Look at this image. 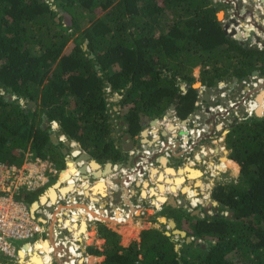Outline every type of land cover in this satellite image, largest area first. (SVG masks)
<instances>
[{
  "label": "trees",
  "instance_id": "obj_1",
  "mask_svg": "<svg viewBox=\"0 0 264 264\" xmlns=\"http://www.w3.org/2000/svg\"><path fill=\"white\" fill-rule=\"evenodd\" d=\"M219 5L215 0H0V161L20 165L28 152L58 161L62 151L52 143L51 125L42 128L46 117L72 141L74 153L76 142L97 162L116 164L123 161V152L110 137L111 114L116 110L107 100V88L120 95L124 131L134 137L170 107L182 120L195 111L196 66L206 87L229 77L242 81L254 71L264 77V48L225 33ZM69 42L72 47L64 52ZM182 84L190 87L184 90ZM7 93L14 97L11 101L4 97ZM30 101L34 108H26ZM224 141L230 166L236 172L238 164L239 174L236 180L219 182L211 197L219 210L232 211L231 217L222 213L200 217L170 208L168 218L192 241L180 242L165 229L149 228L125 246L117 231L98 222L102 250L94 245L86 249L89 255L103 256L96 264H264V116L236 120ZM88 163L85 171L98 168L94 161ZM69 165L67 161L64 169ZM227 165L222 156L214 167ZM77 172L78 167L73 174ZM189 172L185 165L177 176L176 170L165 167L155 189L144 180L142 184L156 201H173L163 192L181 189L195 205L197 191L184 185V179L195 186L202 181ZM83 181V193L103 207L101 198L110 178L92 184ZM70 183L73 186L66 191L74 187ZM127 189L131 193L132 188L127 186L126 193ZM42 192L18 199L31 204ZM65 220L73 223L71 218ZM93 235L94 230L87 242ZM95 260L88 256L87 264Z\"/></svg>",
  "mask_w": 264,
  "mask_h": 264
},
{
  "label": "built area",
  "instance_id": "obj_2",
  "mask_svg": "<svg viewBox=\"0 0 264 264\" xmlns=\"http://www.w3.org/2000/svg\"><path fill=\"white\" fill-rule=\"evenodd\" d=\"M262 79V77H258L254 80V78L251 77L249 81L242 80L243 85L247 86L246 90H241L242 103L246 106L244 109L246 112L245 117L256 113L257 100L254 98V93L257 89H254L259 83L261 87L263 84ZM222 95H224V93ZM239 100L240 99L238 97L237 100L229 99L227 108H223V106L219 104L213 107V110L211 111L228 113L229 109H237ZM174 120V124H178L177 122L179 120ZM192 122L196 123V125H200L197 116L195 119H192ZM197 130H199L198 133L200 132V135L203 137L207 132H209V127H201L196 129L190 128L186 134L187 139L184 140V137H182V142L180 143L179 140H175V136L173 134L176 129L173 128L172 130H168L164 140L160 138V135L157 131L158 138L153 144L148 145V143L145 142L141 143L138 148L129 150L128 155L131 156L132 154V164L129 167L124 165L125 169H117V164L113 165L114 173L112 174V179L114 177L122 178V180L125 181L129 187H134L138 181L141 182L142 180H146L149 182V179H151L150 171L151 168L155 167V159L157 156L159 157L161 155L170 157L174 153L172 152V148L175 144H177L178 148L180 147L181 149L185 150L187 154H189L194 149L193 147L194 144H196V139L200 136L199 134L197 135V133L196 135L194 134ZM150 134L153 136L155 135V133L151 132ZM80 152L81 151L78 150L77 153H74L73 147H71L69 154L66 155V160H73L77 158ZM202 153L203 150L200 149L199 154H201V156ZM184 158L188 163L192 157L186 155ZM202 159L203 156L200 157L199 160L194 159L193 166H196L195 161L205 163V161ZM60 172L61 169H59L55 163L52 162V160L49 158H40L38 156L35 157L30 152L26 153L24 160L20 165L8 164L0 161V253L4 254L10 261L15 262L18 260V251L21 248V244L30 243V239H32L31 244H34L36 241H41L42 239L45 240L48 236L50 223L53 221L51 233L54 243L57 245L62 244L64 246L72 247L73 244L76 245L75 251L77 255L74 257V260L71 261L70 258H64L63 255L61 257L62 263L84 264L86 256L83 243L81 242L84 232H81L79 236H75V231L69 230L63 219L70 218L76 212L79 214V219L85 216L87 223L113 221L114 224H122L117 222L116 219H119V217L124 219L128 216L129 204L115 206L112 202L113 198H108L107 204L101 207L98 205L97 201H89V198L82 192L83 180L80 179L79 173L74 175L75 187L73 190H71L65 196L58 194L55 203H50V205H48L49 202H47L45 205L40 206L33 215L30 205L25 201L18 199V197L22 194H26L28 192H37L47 187V185L50 184L53 179L60 178ZM78 179H80L82 182L79 183ZM112 185H114L113 181H111L110 186ZM128 192H130V189H127V193ZM128 199L130 203L134 202L129 197ZM70 203L84 204L86 206V210L88 209L87 212H91L87 213L85 208H79L78 210H75V212L72 209L65 211V208ZM134 204L139 206L141 203L134 202ZM59 208L64 211L54 214V212ZM116 212L119 213V216H117ZM39 218L45 219L46 223H42ZM18 240L23 242L17 247L13 241ZM28 254L29 253L27 251L25 253V258H29Z\"/></svg>",
  "mask_w": 264,
  "mask_h": 264
},
{
  "label": "rangeland",
  "instance_id": "obj_3",
  "mask_svg": "<svg viewBox=\"0 0 264 264\" xmlns=\"http://www.w3.org/2000/svg\"><path fill=\"white\" fill-rule=\"evenodd\" d=\"M243 1H245V0H243ZM219 3H220V7H222V10H220V11H223V16L221 17V22L223 23V25H224V23L227 21V19H229L230 17H232V15H233V12L235 11V9H234V5H233V3L232 2H234L233 0H221V1H218ZM251 3H254V0H251L250 1V3H248V4H250V5H253V4H251ZM255 6H258V3L257 2H255ZM219 11V12H220ZM259 17H262L263 19H264V12H262V13H260V14H258L257 16H256V19L257 20H259L260 21V19H259ZM263 19H262V21L260 22V23H262L263 22ZM259 23V22H258ZM246 31H248V30H246ZM240 33H243V32H240ZM245 40H247V39H243V41H245ZM248 41L249 42H251V46H255V47H257L258 49H261V47L263 48V46L262 45H260L259 43H252V41H253V39H252V36L251 37H249L248 38ZM72 42H69L68 44H67V46L65 47V49H64V52H69L70 51V49H71V47H72ZM111 70H113V71H115V70H117V67H113V68H111ZM192 75L194 76V78H195V81H194V83H197V82H200L201 83V81H200V67L199 66H196V67H194L193 68V70H192ZM233 78H235V77H232V78H227V79H222V80H220L218 83H217V85L216 86H212V88H215V87H222V89L223 90H225L224 92H222L221 90V92L219 93V94H223L224 93V97L225 96H227L230 100H237V96H238V98L240 99L239 100V102H238V107H237V109H229V111H228V113H225V112H222V113H219V114H221V115H214L213 116V118L211 117L212 116V114H215V113H217V112H213V111H210V113H208L207 115H205V119L203 118V117H201V115H198V114H196V116H197V119H198V121L200 122V125H196V123H193L192 122V119H195V117H193V118H191V119H187V121L186 122H184V124H183V126L182 127H185V129H186V134H187V132L190 130V128H194V129H196V128H201V127H203V128H206V127H209V132H207L206 133V135L205 136H203V137H201V136H199L197 139H196V144H194V149L189 153V154H187L189 157H192L191 158V160L188 162V163H186L187 165H186V167H187V169L190 171L189 172V174H194V176H196V177H200L201 176V180H202V183H204L205 184V188H203V189H201L200 188V186H195V184H192L191 186L197 191V196H195L196 198H198V197H200L201 198V200H198L197 202H196V204L195 205H193V204H189V202L188 203H184V204H181L178 208H182V209H184V210H186V211H189L191 214H194V215H199L200 217H204V216H206V215H213V214H217V213H222V214H227L228 215V213H229V211H222V210H219V203L217 202V201H215V200H213L212 199V197H211V195H212V191H213V189H214V187L219 183V182H221V183H224V182H230L232 179L233 180H236V178H237V176H238V174H239V165H237L238 166V172L236 171V172H234L233 171V169L231 168V166H230V161H229V163H228V165H227V167H222V168H215L214 167V165H220V157H222V156H225L226 158H228L229 157V153H230V151L226 148V146H225V141H224V139H225V135L227 134H225V132L226 131H228L229 130V128H230V126L236 121V120H241V119H243V118H245V115H246V112L244 111V109H245V105L242 103V94H241V92L236 96L235 95V93H233L232 92V90L229 92L227 89H229V87H228V85L233 81ZM250 76L249 77H247V78H245V80H247V81H249L250 80ZM239 80V79H238ZM193 83V84H194ZM223 83V84H222ZM202 84V83H201ZM181 86H183V84L181 85ZM206 88V86H201V87H197L196 89H198V93H199V95H198V97L200 98H198V105H197V107H196V109L197 110H203L204 108H205V106H206V104H205V101L204 100H202L201 99V97H203L204 96V92H205V89ZM262 88V87H261ZM246 90V89H245ZM262 90V89H261ZM259 92V91H258ZM256 92V93H254V97H255V94H256V96H257V94H259L260 96H263L264 95V92ZM245 93H247V92H245ZM106 94H107V100H108V102L109 103H111L112 104V106L114 107V109H116V113H115V115H117V116H115L114 114H111V116H112V122H113V126H112V129H111V135H110V137L112 138V140H113V142L119 147V148H122L121 147V145L119 144V143H121V140H122V137H123V135H127L128 137L127 138H125L126 140H130V142L129 143H135V144H137L138 143V140L140 139V133H139V135H135L134 137H131L128 133H126L124 130H125V125L123 124V114H124V108H122V106H120L119 105V103H118V101L120 100V95L119 94H117V92H111L110 91V88L108 89L107 88V91H106ZM217 94L218 93H213V95L212 96H210L209 95V101H211V99H213V98H216L217 97ZM244 96H245V94H244ZM260 96H257V104H259V105H262V107H259L260 108V110L258 111V114H260L259 116H264V97L262 98V97H260ZM219 103H220V101H218ZM259 102V103H258ZM21 103H22V105H23V101H21ZM221 105V104H220ZM221 106H223V108L225 107V108H227V106H228V102H226L225 103V105H221ZM170 109V108H169ZM168 109V110H169ZM195 109V110H196ZM167 110V111H168ZM210 110H213V107H210ZM257 111V110H256ZM167 113V112H166ZM166 113H165V115H163V117L162 118H160V119H158L159 120V122H158V124L160 123V121H163L164 123L166 122V121H168V120H173V119H178L179 120V122L181 123V121H182V119H179L178 117H176L175 116V112H174V110L172 109L171 110V112H170V115H166ZM191 114H194V112L193 113H191ZM253 114H255V113H253ZM200 120H202V122L200 121ZM151 122V121H150ZM150 122L148 123V124H146L145 126H144V128L143 129H147L148 130V128H149V130L152 128V126H151V124H150ZM165 124H167V127H168V125H169V122L168 123H165ZM164 127V126H163ZM173 127V126H172ZM216 127H218V129H215ZM213 128V129H212ZM51 130V133H53V134H55L57 137H58V139H60V136H62L60 133H59V128H58V125L56 124V123H54V125H53V128L51 127L50 128ZM142 129V130H143ZM170 129V128H169ZM141 130V131H142ZM171 130V129H170ZM211 130H213V132L211 131ZM166 131V130H165ZM198 131L199 130H197V131H195L196 133H197V135L199 134L200 135V133H198ZM168 132V131H167ZM146 136H148V132H146V134H145ZM196 135V134H195ZM63 137V140L64 141H66V140H69V139H67L66 137H64V136H62ZM162 137H165V136H163L162 135ZM178 138H179V136H177ZM183 136H181V138H182ZM116 140H115V139ZM202 138V139H201ZM201 139V140H200ZM148 140H151V138H149V136H148ZM71 141V140H70ZM72 142V141H71ZM124 143V142H123ZM129 143H125V145L123 146L124 148H126L127 146H128V144ZM72 144V143H71ZM70 144V145H71ZM76 145H78L77 143H76ZM59 147H60V149H61V151H62V149L63 148H65L64 147V145L62 144V143H60L59 144ZM59 147H58V149H59ZM200 149H202L203 150V153H202V156H203V159L202 160H204L205 161V163L204 162H202V163H200V165H202V167H200L199 166V169H201V171L203 172V174H201L199 171H198V169H196V168H193L192 167V169L190 170V167H189V165L188 164H193V160L194 159H200V157H202L201 156V154H199L200 153ZM67 153L69 152V147H67ZM81 150V149H80ZM123 150V149H122ZM81 152H83L82 150H81ZM126 155H125V157H124V155L122 154V162H118V163H120L122 166H124V165H126V160L128 159V154L127 153H125ZM48 157L47 158H44V157H40V158H44V159H48L49 157H50V155H47ZM36 157V156H35ZM39 157V156H38ZM54 157H56L55 155H54ZM51 158V157H50ZM171 158V157H170ZM52 159V158H51ZM58 159V158H57ZM93 159V158H92ZM125 159V160H124ZM181 159V158H180ZM229 159V158H228ZM53 161L52 162H54L55 163V165L58 167V168H61V167H64V154L61 152V154L59 155V159H58V161L56 160V159H52ZM95 160V159H94ZM182 160V159H181ZM173 161V160H172ZM75 162L74 161H69V166H68V168H67V170H66V172H64L61 176H60V178L59 179H61L62 181H64V183L66 184V180H67V178L70 176V175H72L73 173H75L76 171H77V168H76V166H75V164H74ZM96 163V162H95ZM99 163V162H98ZM98 163H96L97 165H98ZM117 163V164H118ZM162 163H165V161H162ZM101 166H103L104 164H102V163H99ZM182 167V166H181ZM100 169V167H99V165H98V168H95V170L94 171H96V170H99ZM125 169V168H124ZM62 171V170H61ZM153 172H155V170L153 169L152 170ZM91 172V171H90ZM97 172V171H96ZM95 172V173H96ZM61 173V172H60ZM76 174H78V173H76ZM96 174H98V173H96ZM188 174V175H189ZM110 176H112V175H110ZM111 179V178H110ZM81 180H86V181H88L89 183H90V181L91 180H87V179H81ZM82 181H80L79 180V183H81ZM95 181H93L92 183H94ZM54 183V182H53ZM141 183H142V181H141ZM75 185V184H74ZM110 185V184H109ZM140 185V184H139ZM206 185H208V186H206ZM64 187H67L66 185H63ZM62 186V187H63ZM157 186V185H156ZM61 187V188H62ZM63 187V188H64ZM156 188V187H155ZM110 189V188H109ZM66 190H64V191H62V193H64ZM71 191V190H70ZM33 193V194H32ZM49 193H51V191L49 192ZM26 194H31L30 196H29V198L30 199H32V198H34V197H36V194L34 193V192H28V193H26ZM52 194V193H51ZM185 194V193H184ZM203 197H205V198H203ZM93 198V197H92ZM105 198L106 197H103L102 198V201L103 200H105ZM94 199V201H99L98 199H95V198H93ZM200 201V202H199ZM107 204V200H105V203L103 204V206L104 205H106ZM63 205V204H62ZM133 205L135 206V204H134V202H133ZM133 205H132V203H129V217H127V218H129L130 220H129V222H128V227L127 228H125V229H123L124 230V232H122L124 235H123V238L121 237V244L122 245H124L125 246V244L129 241V240H132V239H138L139 238V235L136 237V238H130L132 235H134L135 234V232H137L138 230H139V228H137L136 226L135 227H133V226H130L131 225V222H132V219H133V213H135V214H138L139 213V209H135L134 207H133ZM144 205V203L142 204V206ZM77 207H78V209L79 208H81V209H83V208H86V206L84 205V204H78L77 205ZM68 208V207H67ZM67 208H65L66 210H67ZM136 208H137V206H136ZM139 208H140V204H139ZM163 208H164V206L161 208V211L159 212L160 213V217H165V218H167V219H169L168 218V213L170 212V209H169V211H166L165 212V210H163ZM61 210V209H60ZM59 210V211H60ZM91 211H89V213H90ZM57 213V211H55L54 212V214H56ZM117 213V212H116ZM148 213H151V210H149L148 211ZM130 214H132V215H130ZM165 214L167 215V216H165ZM54 216V215H53ZM117 216H119V213H117ZM136 216V215H135ZM159 217V218H160ZM71 218V217H70ZM126 218V217H125ZM125 218L124 219H122V218H120L119 217V219L117 218L116 220H117V222H119V223H123L124 221H125ZM170 218H172V217H170ZM72 219V222L73 223H70L69 221H67V220H65V224L66 225H69V230H72V231H75L74 232V235L75 236H79L80 235V233L81 232H84V235H90L91 236V234H92V230H88L87 229V225H86V222H85V220L84 219H79L78 217H73V218H71ZM79 221V222H78ZM106 221H108V220H106ZM175 221V220H174ZM100 222H104L107 226H108V224L105 222V221H100ZM111 224H114V222L113 221H109ZM52 223H53V221H52ZM97 223L98 222H96L95 224L97 225ZM176 223V222H175ZM138 224V223H137ZM74 225H76L77 226V229H73L72 228V226H74ZM143 225V224H142ZM142 225H140V227L142 226ZM149 225V224H148ZM51 227H52V225H51ZM80 227V228H79ZM81 227H84L83 229L81 228ZM176 228H178L177 227V225L175 226ZM147 228V227H146ZM154 228H156V229H165L166 231H170L171 229H170V227L168 226V224L167 223H165V222H161L159 225H158V227L156 226V227H154ZM113 229V228H112ZM178 229H180V228H178ZM145 230V229H144ZM116 231V230H115ZM165 231V232H166ZM140 234V233H139ZM69 235V234H68ZM82 236V240H81V242L83 243V247H84V249H85V251H86V245H94V246H96L98 249H100V250H102V247H99V245L98 244H100V241H97V238H93L92 237V239L89 241V242H87V238H85V236ZM120 236H121V234H120ZM96 237V236H95ZM173 237L175 238V239H177V240H179L180 242H182L183 241V237H181V236H177V235H173ZM191 237V236H190ZM69 238H71V237H69ZM130 238V239H129ZM191 238H193V237H191ZM49 238H48V236H47V238L44 240V239H42V241L44 242V244H45V246L47 245L48 246V243H49ZM72 240V239H71ZM31 241H32V239H30L29 240V242L30 243H26L25 245H23L22 246V242L23 241H20V240H18V241H13V243L14 244H16V246L18 247L20 244H21V249L19 250V253H18V255L19 256H22L23 254H24V252H27V251H29L30 250V248H35V249H37V250H40L41 251V249L43 248L41 245H39V241H36L34 244H31ZM50 242H51V239H50ZM75 242V241H74ZM87 242V243H86ZM130 242V241H129ZM128 242V243H129ZM202 241H199L198 242V244L199 243H201ZM52 244V243H51ZM51 244H49V246H51L52 248H53V250L55 251V249H54V246L53 245H51ZM56 245V244H55ZM50 247V248H51ZM65 248H71L72 249V247L71 246H64ZM76 247V246H75ZM74 246H73V249L75 248ZM62 252H61V251ZM54 251H52L51 250V252H53L54 253ZM87 252V251H86ZM65 253V249H59L58 251H55V255H57L58 257H59V259H60V262H61V256L62 255H67V254H69V253H67V254H64ZM42 255V253L40 254V256ZM70 255V257L72 258V255L71 254H69ZM76 251H75V249H74V257H76ZM85 256H87V255H85ZM89 256V255H88ZM87 256V257H88ZM92 256V255H91ZM87 257H86V259H85V261H84V264H87ZM95 257V261H94V263L93 264H96L98 261H100V260H102L103 259V256H99V257H97L96 255L94 256ZM229 257H232V256H229ZM0 264H15L16 262H18V260L17 261H15V262H13V261H10L4 254H1L0 253ZM70 258V259H71ZM232 259L233 260H236V258L235 257H232ZM53 260V262H52V264H63L62 262L61 263H59V262H57L55 259H52Z\"/></svg>",
  "mask_w": 264,
  "mask_h": 264
},
{
  "label": "crops",
  "instance_id": "obj_4",
  "mask_svg": "<svg viewBox=\"0 0 264 264\" xmlns=\"http://www.w3.org/2000/svg\"><path fill=\"white\" fill-rule=\"evenodd\" d=\"M247 5H250V4H247ZM259 5V4H258ZM251 6V5H250ZM261 6V4L259 5V6H255V8L256 9H258L257 7H260ZM252 8V7H251ZM246 11H249V9L247 8L246 9V7H244L242 10H241V13H244V12H246ZM262 12H264V11H262ZM259 19H260V21L258 20V24H260V22L262 21V17H259ZM255 34H259V32H255ZM251 37V36H250ZM262 37H264V35L262 36ZM252 39H253V41H252V43H255V39H254V37H252ZM239 81H241V80H239ZM243 82V81H242ZM234 81H232L229 85H228V87H229V89H227L229 92L232 90V92L233 93H235V95L237 96L239 93H240V91H239V89H240V86H239V84H237V83H234ZM262 87V88H261ZM261 87H260V83L257 85V87L254 89V90H256L255 91V93L256 92H262V91H264V84L263 85H261ZM245 88H243V90H244ZM262 89V90H261ZM258 92V93H259ZM259 94H257V96H258ZM257 96H256V94H255V99H257ZM113 110H116V109H114V107H113ZM205 119V118H204ZM206 120V119H205ZM168 122H170V120H168V121H166L165 123H168ZM171 122L173 123V128H174V126L176 125V124H174V122H175V120L173 119V120H171ZM163 121H160V123L158 124V126H157V128L159 129L158 130V134L160 135V138L161 139H165L164 137H162V132L164 133V131L165 130H167V129H169V128H167V124H165ZM178 124H179V127L180 128H177L176 129V131L175 132H173V134H174V136H175V140L176 141H178L179 140V143L180 142H182V139H181V136H183V134H186V129H185V127H181V123L178 121L177 122ZM164 126V127H163ZM170 126V125H169ZM172 129V128H171ZM213 129V128H212ZM215 129H218V127H216ZM150 131H152V132H155L153 129H151V130H149V128H148V130H147V132H150ZM212 132H213V130H211ZM210 133V132H209ZM206 135V134H205ZM204 135V136H205ZM177 136H179V138L177 137ZM154 136L152 135V134H150L149 133V138H153ZM184 137V136H183ZM126 137H125V135H123V137H122V140H121V143H119L120 145H121V147L122 148H120L121 150H122V152H123V155H126L125 153H129V151L127 152V151H125V148L123 147L124 145H125V143H129L130 142V140H126L125 139ZM155 138H158L157 136H155ZM153 139V140H156V139ZM115 139V138H114ZM116 140V139H115ZM151 141L152 140H148V136H146V135H143V136H141L140 135V139L138 140V143L137 144H133V147H132V149L134 148V149H136V148H138L139 146H140V144L141 143H145V142H148V144L149 143H151ZM124 142V143H123ZM132 143V142H131ZM178 143V142H177ZM76 144V143H75ZM130 144V143H129ZM59 145V144H58ZM166 145V144H165ZM77 146V145H76ZM116 147H118L117 145H116ZM66 148V147H65ZM65 148H63L62 149V153H63V151L65 152ZM172 152H174L170 157H166V156H157V158L155 159V167H153V168H151V171H150V177H151V179H149V182L148 181H146V180H144V182H148L149 183V186L148 187H150V186H152V188H154L155 189V187H156V185L158 184V183H160V182H162V181H158V175H159V173H162L164 170H165V167H171V168H173L174 170H176V172H177V176H179V174H178V171L180 170V168H181V166H185V165H187L186 163V160H185V158L184 157H186V151L185 150H183V149H181L180 147L178 148L177 147V144H175L174 145V147L172 148ZM64 154V153H63ZM181 154H182V156H181ZM161 158H164L165 159V163H162V161H161ZM182 160H181V159ZM64 159H65V164H67V158L66 157H64ZM173 160V161H172ZM229 161H230V159H228ZM127 161V160H126ZM231 162V161H230ZM127 163V162H126ZM195 163H196V166H193V164H192V167L193 168H196V169H199V166L200 167H202V165H200V162H198V161H195ZM65 164H64V166H65ZM188 165H190V164H188ZM238 165V164H237ZM127 167V166H126ZM64 168V167H63ZM123 168H125V166L123 167ZM238 168V167H237ZM62 169V168H61ZM155 170V172H153L152 170ZM200 171H201V169H199ZM63 172H66V170L65 169H63ZM202 172V171H201ZM237 172H238V169H237ZM202 174H203V172H202ZM182 175H184V174H182ZM182 175H180V176H182ZM108 178H111L112 179V176H109ZM185 178V177H184ZM114 179H116L115 177L111 180V181H113ZM111 181H110V184H111ZM143 181V180H142ZM202 181V180H201ZM114 182V181H113ZM61 183H62V181H61ZM192 181H190V180H186V178L184 179V185H190V187H191V189L193 190L194 188H192ZM202 183V182H201ZM63 184V183H62ZM140 184V185H139ZM194 184V183H193ZM205 186V184L204 183H202L201 184V186H200V188L201 189H203V188H205L204 187ZM206 186H208V185H206ZM147 187V188H148ZM203 187V188H202ZM111 190H110V189ZM147 188H146V186H144V184H142L140 181H138V183L136 184V185H134V188H132V191H131V195L129 196V198L132 200V201H134V202H137V203H141L140 204V208H139V206H137V208L139 209V214L137 215V214H135V213H133V219H132V222H131V225L130 226H133V227H137V228H139V230L137 231V232H135V234L134 235H132L130 238H136L138 235H139V233L142 231V230H144V229H149V228H154V227H158V225L161 223L160 222V220H159V217H160V211H161V208L164 206V208H163V210H165V212L166 211H169V209L170 208H178L181 204H184L185 202L186 203H188L189 202V204H191V202H192V200H190V198L188 197V195L187 194H184V193H182V190L181 189H178V191H177V193H171V192H167V191H164L163 192V194L165 195V196H167V197H172L174 200H176L177 201V206H172L171 204H169V203H167V200L169 199H167L166 201H164V202H161V201H156L155 200V197H154V195H150L149 194V192H147ZM108 197L107 198H105V200H108V198L109 199H111V198H113V204L115 205V206H121V205H124V204H129L130 202L129 201H125V198H127L126 197V195H127V193H126V195L124 196H122V197H120V198H117L116 196L118 195V194H116L117 192L116 191H118V190H120V188L119 187H117V186H114V185H112V186H108ZM143 189H144V191H145V193H146V195H142L143 194ZM149 189V188H148ZM159 192V191H158ZM142 193V194H141ZM148 193V194H147ZM99 196V195H98ZM111 196V197H110ZM90 197V196H89ZM100 198V197H99ZM203 198H205V197H203ZM90 199H92V197H90L88 200L90 201ZM128 199V198H127ZM105 200H103V202L105 203ZM129 200V199H128ZM197 200H201V198L200 197H198L197 198ZM200 202V201H199ZM103 203V204H104ZM132 203V202H131ZM144 203V205L142 206V204ZM99 205V204H98ZM132 205H133V203H132ZM133 207L134 208H136V205L134 206L133 205ZM72 209V208H71ZM77 210V209H76ZM88 210V209H87ZM87 210H86V208H85V211L87 212ZM149 210H151V213H148V211ZM57 212H59V210L57 209L56 210ZM87 213H89V211L87 212ZM129 214V213H128ZM131 215V214H130ZM165 216H167L166 214H165ZM74 217H77L76 215H74ZM127 217H129V215L127 216ZM125 218V221L122 223V224H111L110 222H106L107 224H108V226L109 227H111V228H113L114 230H116L119 234H121V237L123 238V233L122 232H124V230L123 229H125V228H127L128 227V222H129V218ZM81 219H84L85 220V216H83ZM85 222H86V225H87V229L88 230H91L90 228L91 227H93V226H96L95 228V230H96V232L94 231V235H93V238H97V241H100V244H98L99 245V247H102V245H103V243H104V240L103 239H101V238H99L98 237V235H97V225L94 223V222H91V223H87V221L85 220ZM138 223V224H137ZM143 224V225H142ZM149 224V225H148ZM140 225H142L141 227H140ZM147 227V228H146ZM96 236V237H95ZM85 238H89V235L87 234V235H85ZM129 238V239H130ZM49 243L51 244V242H50V238H49ZM130 241V240H129ZM128 241V242H129ZM40 243H39V245H41L43 248L41 249V253H42V255L40 256V250H37V249H33V248H30V250L28 251V256L30 257H37V260L39 261V262H34V263H31V264H52V262H53V260L52 259H55L56 261H57V259H56V256L54 255L55 254V251L53 250V248L51 247V246H49V243H48V246L46 245L45 246V244H44V242H42V241H39ZM128 242L125 244V245H127L128 244ZM87 243V242H86ZM52 245V244H51ZM88 246H90V245H86V248L88 247ZM51 247V248H50ZM51 250L52 251H54V253L53 252H51ZM61 251V250H60ZM62 252V251H61ZM85 255H89L86 251H85ZM86 256V257H87ZM89 256H91V255H89ZM93 257L95 256V255H92ZM97 257H99V256H97ZM29 258H25V260H24V262H23V264H30L29 262H27V260H28ZM15 264H18V263H15Z\"/></svg>",
  "mask_w": 264,
  "mask_h": 264
},
{
  "label": "water",
  "instance_id": "obj_5",
  "mask_svg": "<svg viewBox=\"0 0 264 264\" xmlns=\"http://www.w3.org/2000/svg\"><path fill=\"white\" fill-rule=\"evenodd\" d=\"M215 1H221V0H215ZM233 1L234 2H232V3L234 5L235 11L233 12L232 17H230L229 19H227V21L224 23V25H223L224 32L227 33L228 35L232 36L234 39L241 40V41H243V39H247L250 36H252L255 39V43H259L264 48V37H262L264 35V22L258 24V20L256 19V16L258 14L262 13V11L264 10V0H254V3H251L253 5H251V6L250 5H247L248 3H250L251 0H245V1H243V0H233ZM255 2H257L259 5L261 4L262 7L260 6V7H257L258 9H256L255 8ZM244 7H246V9L248 8L249 11H246L244 13H241V10ZM220 12H223V11H220ZM247 25L250 26L249 29H248V31H246V26ZM238 29H240V31H238ZM240 32H243V33H240ZM255 32H259V34L257 35V34H255ZM251 76L254 78V80L256 78L260 77V75H259V73L257 71H254L251 74ZM262 78H263L262 79V83L264 84V77H262ZM233 81H234V83L239 84V86H240L239 91L240 92H241V90H243V88L247 89V86L243 85V82L242 81H239L238 78H236V77L233 78ZM201 86H202V84L200 82H197V83L192 84V87L193 88H197V87H201ZM189 87H190L189 84H185V85L182 86V88L184 90L186 88H189ZM205 89L206 90L204 92V96L201 97V99L205 101V104H206L205 108L203 110H197L196 109L194 111V114L188 115V118H187L188 120L191 119V118H193V117H196V114L201 115V117L205 118V115H207L211 111L210 110V107H215V106H217L219 104L225 105V103L228 102L229 98L227 96L224 97L223 95L221 96L219 94L221 91L224 92V90L221 87H215V88L206 87ZM213 93H218L217 94V97L216 98H213V99H211V101H209V95L212 96ZM4 97L7 100H9V101H11L14 98L10 93L5 94ZM218 101H220V103ZM197 102H196V105H198ZM17 103H20V102L17 101ZM31 106H33V108L35 107L33 101H30V102H28L26 104V108H29ZM172 109L173 108L170 107V109L167 111L166 115H170V112H171ZM214 115H221V114H219L217 112L215 114H212L211 117L213 118ZM256 115L259 116L260 114H258V112L256 111ZM187 119H183L182 121L183 122H186ZM157 120L158 119H156V118L153 119L150 122V124L151 125L152 124H155ZM48 125H51V123H50V121L46 117H44V120H43V123H42V128H46ZM144 131H145V129H143L140 132V135L141 136H142V134H143ZM228 132H229V130L226 131L225 134L228 133ZM166 134H167V131H164V133L162 132V135L163 136H166ZM125 137L127 138L128 136L125 135ZM50 138L52 140V143H54V144H57L58 143V137L55 134L51 133L50 134ZM154 141L155 140L152 139L151 143H149L148 145L153 144ZM146 143H148V142H146ZM68 144H69V140L66 141V142H63V145L65 147H68ZM130 145H131V147L129 149L128 148L125 149V151L128 152L129 150L132 149L133 143H130ZM77 148L79 149L80 147L77 146ZM63 153L67 154V148H65V152L63 151ZM77 158H81L83 162H91V161H94V162L98 163L96 160L92 159V157L88 153H86V152H81V154ZM75 160H76V158H75ZM131 161L132 160H131L130 156L128 155V159L126 161L127 162L126 163V166L127 165L130 166L132 164ZM75 163H77V162H75ZM98 165H99L100 169L99 170H96L97 172L93 170L91 173H88V176L85 179L95 181V180H97V179H99L101 177L106 178L107 176H110V175H112L114 173V169H113V165L114 164H112L111 162L105 163L103 166H101L99 163H98ZM66 166H67V164H66ZM121 166L122 165L120 163H118V168H120ZM95 172L98 173V174H96ZM113 181H114L113 182L114 186H117V187L120 188V190L116 191L117 192L116 194H118L116 197L119 198V195L120 194L121 195H124V186L122 185V181L123 180H122V178H119L118 177V178L114 179ZM58 182H59V179L54 184L51 185L52 187L50 186V188H53L54 191L57 190L55 200L57 199L58 194L65 196L67 193L70 192V191H68L66 194H63L60 191V187L62 186V183L61 182L58 183ZM56 184H58V186H56ZM44 194H45V192H43L39 196V198L30 205V208H31V211H32L33 215L35 214V211H37V209H39L40 206H43V205L46 204V201L48 200V197H46ZM107 195H108V193H107ZM107 195L104 196V197H107ZM42 198H44V199H42ZM53 203H55V201H53L52 204ZM167 203L171 204L174 207L178 205L177 204V201L174 200V199H173V201H170L168 199L167 200ZM232 214H233V212L232 211H229L227 217H231ZM163 218H164L163 220L161 219V217L159 218L160 222L167 223L168 226L171 229L170 231H166L165 232L167 235H177V236H181V237L185 238L186 242H190V241L193 240V238H191L189 235L186 234V231L181 230V229H178V228L175 227L176 226V223H175V221H174L173 218H169V219H167L165 217H163ZM39 220L42 223H46V220L43 219V218H39ZM94 227H96V226H94ZM95 232H96V230H95ZM49 236L50 235H48V238H49ZM194 243H197V240H194Z\"/></svg>",
  "mask_w": 264,
  "mask_h": 264
},
{
  "label": "bare ground",
  "instance_id": "obj_6",
  "mask_svg": "<svg viewBox=\"0 0 264 264\" xmlns=\"http://www.w3.org/2000/svg\"><path fill=\"white\" fill-rule=\"evenodd\" d=\"M222 13H223V12H219V13H218V17H219V19H221L222 15H223ZM262 92H264V91H262ZM258 96H260V95H258ZM260 97L263 98L264 95H263V96H260ZM258 103H259V102H258ZM257 106H258V104H257ZM158 122H159V120H157L155 124H152V125H151V126H152L151 129L155 130V132L150 131L151 133H155V135H154V137H153L152 139H154L155 136L158 137V135H157V131L159 130V129L157 128V126H158ZM201 122H202V121H201ZM169 123H170V124H169L170 126H173V123H172L171 121H170ZM183 124H184V122L181 121V127L183 126ZM169 125H168L167 128H169ZM174 127H175V129L180 128V127H179V124H176ZM151 129H150V130H151ZM168 130H170V129H167L166 131H168ZM146 132H147V129H145V131L143 132L142 136L145 135ZM150 132H148V136H149V133H150ZM199 133H200V132H199ZM194 134H196V132H195ZM183 136H184V140H186V139H187V135H186V134H183ZM200 136H201V135H200ZM201 137H202V136H201ZM152 139H151V140H152ZM155 139H157V138H155ZM74 143H75V142H74ZM129 145H130V144H128V146H129ZM165 146H166V145H165ZM130 147H131V145H130ZM125 149H127V148H125ZM78 150H79V149H78ZM80 154H81V152H80ZM80 154H79V155H80ZM79 155H78V156H79ZM78 156H77V157H78ZM80 157H81V156H80ZM130 158H132V154H131ZM80 159H81V158H76V160H75V159H73V160L68 159L67 161H71V162L74 161V162H77V164H79V165H77L76 163H74L75 166H76V168L78 167V169H79V172H77V173H79V175L81 176L80 179H83L82 175H83V176H85V175L88 176V173H91V172L89 171L88 168H87V171H85V170L83 169V168H86L88 162H79ZM227 162L229 163L228 158H227ZM81 164H82V165H81ZM88 164H89V163H88ZM116 164H117V163H116ZM119 166H120V165H119ZM123 167H124V166H121L120 168H123ZM127 167H129V165H127ZM117 169H118V164H117ZM81 174H82V175H81ZM74 175H76V174H72V175H71V178H70V181H71V182H72V181L74 182V177H75ZM60 176H61V174H60ZM108 177H109V176H107L106 178H108ZM80 179H78V180H80ZM84 179H85V178H84ZM87 180H88V179H87ZM111 180H112V179H110V181H111ZM61 181H62V180H61ZM61 181H59V182H61ZM70 181H68V183H67V181H65L66 184L64 183V181H62V183H63V185H66V186H73V184H71ZM80 181H81V180H80ZM91 181H93V180H91ZM91 181H90V184H92ZM95 181H96V180H95ZM59 182H58V183H59ZM83 182H84V181H83ZM123 182H124V184H123ZM137 183H138V182H137ZM67 184H68V185H67ZM82 184H83V183H82ZM57 185H58V184H56V186H57ZM122 185L124 186V195H126V188H127L128 185H127V183H125V181H122ZM51 187H52V186H51ZM63 187H64V186H63ZM63 187H62V188L60 187V191H61V192L64 191V190H66V189H68V187H64V188H63ZM74 187H75V185H74ZM74 187L72 188V190L74 189ZM107 188H108V187H107ZM131 188H134V187H131ZM50 191H51L52 194L49 193ZM67 192H68V191H66V192L63 193V194H66ZM82 192H83V191H82ZM56 193H57V190L54 191L53 188H50V187H49L48 189H46L44 195H45L46 197H48V200L46 201V203L49 202L48 205H50V203H52V201L55 200V198H56ZM107 193H108V189H107V192H106L105 196L107 195ZM130 195H131V193L128 192L127 195H126V197L128 198ZM196 195H197V194H196ZM103 197H104V196H103ZM103 197H102V198H103ZM120 197H122L121 194L119 195V198H120ZM88 198H90V197L88 196ZM102 198H101V199H102ZM127 198H125V201H128ZM42 199H44V198H42ZM90 200H91V201H94L93 198L90 199ZM132 203H133V202H132ZM77 205H78V204H76V203H75V204L70 203V204L67 206L68 208L66 207L67 210H65V211H68L69 209L72 208V210L75 212L76 209L78 210ZM60 209H61V208H59L58 210H60ZM135 209H138V208H135ZM138 214H139V213H138ZM138 214H137V215H138ZM74 215H76V216L79 218V214H77L76 212L71 216V218H73ZM131 215H132V214H131ZM105 218H106V217H105ZM161 219L163 220L164 218L161 217ZM51 225H52V221H51V223H50V229H49L48 235H50L49 238L51 239V243H52V245L54 246L55 251H58L59 249H65V253H64V254L69 253V254L72 255V258L70 257L69 254L65 255L64 258H68V259L71 258V259H70L71 261L74 260V249H75V248L73 249V247L71 246L72 249H71V248H68V249H67V248H65L64 245H62V244H59V245L56 244V245H55L54 240H53V236H52V233H51V228H52ZM79 228H80V227H79ZM81 228L83 229L84 227H81ZM90 229L95 231V227H94V226L91 227ZM41 241H42V240H41ZM42 242H43V241H42ZM25 244H26V243H23L22 246L25 245ZM49 244H50V243H49ZM60 245H61V246H60ZM73 246L75 247L76 245L73 244ZM21 248H22V247H21ZM21 248H20V249H21ZM20 249H19V250H20ZM18 253H19V251H18ZM25 253H26V252H24V254H23L22 256H19V257H18V262H16V263H18V264H23V262H24V260H25ZM54 255H55V254H54ZM55 256H56L57 262L61 263L62 261L60 262L59 257H58L57 255H55ZM62 256H63V255H62ZM62 256H61V257H62ZM27 262H29V263L31 264V263H34V262L36 263V262H39V261L37 260V257H31V256H30L29 259L27 260Z\"/></svg>",
  "mask_w": 264,
  "mask_h": 264
},
{
  "label": "clouds",
  "instance_id": "obj_7",
  "mask_svg": "<svg viewBox=\"0 0 264 264\" xmlns=\"http://www.w3.org/2000/svg\"><path fill=\"white\" fill-rule=\"evenodd\" d=\"M251 77H252V76H251ZM221 88H222V87H221ZM224 91H225V90H224ZM224 93H225V92H224ZM220 95L222 96V94H220ZM223 96H224V95H223ZM256 100H257V99H256ZM255 114H256V113H255ZM53 125H54V122H51V127H52V128H53ZM62 136H64V135H62ZM62 136H60V139H58V143H57V145L60 144V143L63 144V142L68 141V140L64 141V140L61 138ZM64 137H65V136H64ZM151 139H152V138H151ZM73 142H74V141H73ZM71 143H72V142L69 140V144H68L69 150H70L71 147H72V146L70 145ZM75 143H76V142H75ZM77 146H79V145H77ZM64 147H65V146H64ZM66 148H67V147H66ZM79 150H80V148H79ZM67 151H68V150H67ZM80 151H81V150H80ZM30 153H31V152H30ZM68 154H69V152H68L67 154L64 153V157H66V155H68ZM25 155H26V154H25ZM49 159L52 160L50 157H49ZM64 160H65V159H64ZM52 161H53V160H52ZM64 164H65V161H64ZM65 167H66V164H65L64 168H65ZM64 168H62V169H64ZM59 169H61V168H59ZM62 169H61V170H62ZM57 180H58L57 178L53 179V180L50 182V184L47 185V187H45V188H43V189H41V190H43V192H45L46 189H48V188H49L52 184H54ZM53 182H54V183H53ZM41 190H40V191H41ZM37 192H38V191H37ZM43 192H42V193H43ZM34 193H35V192H34ZM38 198H39V197H38ZM35 201H36V200H35ZM31 204H32V203H31ZM31 204H29V205H31Z\"/></svg>",
  "mask_w": 264,
  "mask_h": 264
},
{
  "label": "flooded vegetation",
  "instance_id": "obj_8",
  "mask_svg": "<svg viewBox=\"0 0 264 264\" xmlns=\"http://www.w3.org/2000/svg\"><path fill=\"white\" fill-rule=\"evenodd\" d=\"M259 107H262V105H259ZM258 106H257V108L256 109H259L260 110V108H259ZM200 121H202V120H200Z\"/></svg>",
  "mask_w": 264,
  "mask_h": 264
}]
</instances>
